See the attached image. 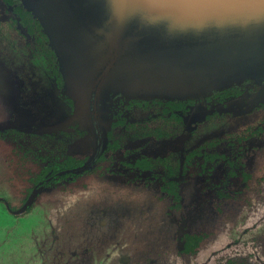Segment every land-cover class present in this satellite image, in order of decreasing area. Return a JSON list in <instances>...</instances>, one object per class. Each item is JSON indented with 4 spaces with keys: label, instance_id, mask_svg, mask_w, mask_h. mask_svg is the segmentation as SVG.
Listing matches in <instances>:
<instances>
[{
    "label": "rangeland",
    "instance_id": "rangeland-1",
    "mask_svg": "<svg viewBox=\"0 0 264 264\" xmlns=\"http://www.w3.org/2000/svg\"><path fill=\"white\" fill-rule=\"evenodd\" d=\"M36 1L49 14L52 28L63 41L60 29L68 30L67 12L62 14L54 0ZM3 23L0 21V128L36 129L45 117L37 99L44 96L42 87L48 82L37 78L36 68L19 66L29 60L28 55L15 57L11 53L9 40L3 39L8 33ZM72 29L78 26L74 23ZM76 34L75 38L67 35L66 44L74 38V45L93 59L96 51L92 41H87L90 37ZM241 37V46L219 54L225 68L244 66L264 72L260 68L264 66V31ZM125 68L123 80L135 69ZM60 69L68 82L67 93L79 100L81 115L89 112L88 94L73 76L65 74V68ZM81 69L86 72L87 68ZM262 102L264 89L234 99L226 111L219 109L242 116L226 115L225 120L218 119L215 113L201 126L193 149L200 147L203 153L223 155L224 159L209 162L202 169L204 160L200 157V162L186 172L184 181L197 187L193 192V187L184 190L186 204L183 210H175L178 218L185 220L183 213L187 216L181 225L180 221L174 225L180 243L177 251L172 241V223H163L157 211L159 207L169 211L176 201L160 192L161 182H154L152 175L125 166L124 161L134 164L136 156L130 158L121 150L108 169H101V178L79 177L76 181L66 176L50 187L36 190L35 181L41 173L52 171L56 165L66 166L63 161L71 153L79 159L82 154L76 151L78 148H68L71 141H67L65 133L59 140L52 135L39 137L11 131L0 134V264H264V108L243 115ZM102 107L108 120L114 102L108 98ZM76 122L85 128L81 121ZM253 155L261 159L256 164L252 162ZM114 164L116 167H112ZM143 182H150L152 195L137 189ZM33 195L36 199L30 203V211L20 213ZM154 203L158 206L153 208ZM185 230L206 235L194 253L180 252ZM223 250L227 251L220 254Z\"/></svg>",
    "mask_w": 264,
    "mask_h": 264
},
{
    "label": "water",
    "instance_id": "water-1",
    "mask_svg": "<svg viewBox=\"0 0 264 264\" xmlns=\"http://www.w3.org/2000/svg\"><path fill=\"white\" fill-rule=\"evenodd\" d=\"M22 1L43 26L59 67L88 94L96 122L98 99L104 93L184 100L203 98L247 79L264 88V72L244 66L225 68L219 55L241 46V36L264 31V0H54L62 14H68V30L60 29L63 41L42 5ZM80 32L94 45L93 59L74 45V35ZM67 35L74 37L68 44ZM125 67L135 69L123 80ZM149 68L159 69L150 72ZM34 199L33 195L20 213Z\"/></svg>",
    "mask_w": 264,
    "mask_h": 264
},
{
    "label": "flooded vegetation",
    "instance_id": "flooded-vegetation-1",
    "mask_svg": "<svg viewBox=\"0 0 264 264\" xmlns=\"http://www.w3.org/2000/svg\"><path fill=\"white\" fill-rule=\"evenodd\" d=\"M17 9V1L0 0V21H2V23L4 22V27L8 30V33L3 36V39L9 40L11 53L13 52L16 55L15 57L28 55L27 59L29 60L23 61L19 66L22 68H36L37 72L35 75L37 78H40L41 82H48L50 87L48 88V85L42 87V91L46 95L44 94V96L37 99V103L43 107L45 114L44 119H41V123H43L41 127L36 129H20V127L1 128L0 134H4L5 131H11L39 137L52 135L56 140H59L61 134L65 133L67 141H71V143L68 144V148H70V150H75L73 147L78 148L76 151L82 154V159H79L75 157V153H71V155L67 156L63 161L67 162L66 166L64 164L56 165L52 171L41 173L35 181L36 190L52 186L66 176L69 179L74 178L76 181L80 179L79 177L87 180L101 178L102 175H100V172L104 170V168L108 169L107 166L109 165L110 167L118 152L124 150L126 155L129 153V157L136 156L137 159L134 164L129 161L123 162L125 166L130 167L129 170H131V168L140 169L141 172L152 175L153 178L151 179L154 182H161L160 192L170 196L176 201L175 207L171 205L169 211L163 212V208L161 207H159L157 211L163 223L167 221L170 224L172 223L170 227L173 229L172 241L173 246H176L174 249L177 251L180 247V243H177L175 231L177 232L178 229L174 225H178L179 221L181 225L183 221L187 220V216L183 213L182 216L185 220H182L178 218V212L175 210H183L186 204L187 198L185 197L184 190L186 191L188 187H193L191 191L193 192L197 187V184L193 185L190 181H184L186 172L189 171V168L191 169L196 162H200V160H198L200 157L204 160L201 164L202 169H206L205 165L209 162L216 163L218 158L224 159L223 155L221 157L219 154L203 153L204 149L200 147L193 149V142H195L198 133L202 131L201 126L206 125V123L199 125V123L196 122L198 118L192 115L191 112L188 114L177 112L180 120L170 119L171 113L168 115L164 114L165 109H169V107L164 104L161 106L157 104V106L150 103V106H147V108H144L145 106H136L131 111L128 109V106L131 104L130 99L121 95L116 98L117 100L115 99L116 101H114V107L111 111L112 116H110L108 120L103 116L101 99H98L99 119L97 122L91 114V111L84 112V114L81 115L82 113H80L78 109L79 103H77L79 100L67 93V89H69L68 82L64 78L61 69L58 68L59 64L57 61L54 62V66L48 64L49 58L46 54H49V44L42 40L41 28L35 26L34 29H32V27H29V25L26 22L24 23V20L19 17ZM13 34L19 38L15 37L13 39ZM44 56H46V58H44ZM56 63L58 65H55ZM29 71L34 74L32 69ZM86 88H89V86L86 85ZM240 89L243 91V95L241 96L243 97L246 95H253L264 88H260L249 82L245 85L241 84ZM204 98L205 97L200 99V102H203L206 106L212 103L210 107L212 114L219 113L221 115H229L230 117L242 116V113H231L230 115V113L219 112L220 106L214 103L215 99H211L210 102V100ZM234 99L237 98H232L231 100L233 101ZM260 104L255 106V108L260 106ZM255 108L252 111L243 113V115L263 109ZM139 117L140 119H138ZM217 118L226 120L227 117L217 115ZM54 119L57 122L54 121L53 124L46 123ZM123 119H126V122L120 125L119 122ZM76 121H81L85 128L82 129L80 124ZM192 124L194 126H192ZM72 136H75L76 139L72 140ZM213 144L214 143H210L209 146H213ZM129 157L126 158L128 159ZM259 158L260 157L253 155V164H256ZM260 160L261 159H259V161ZM112 167H116L115 164L112 165ZM151 186L150 182L147 184L143 182L139 184L137 189L141 192H145L144 194H146V191L148 194L151 192L152 195V189L154 188ZM30 195L32 196V193ZM27 202L28 201H26V203ZM156 206L158 205L154 203L153 208ZM30 209L29 207L27 211H30ZM188 237L194 239L192 243L196 242L195 251L199 248L200 244L207 239L205 234H190L185 230L183 238L180 240H183L184 243L180 250L181 253H187L185 249ZM225 251L227 250H223L220 254H223ZM228 264L233 263L232 261H228Z\"/></svg>",
    "mask_w": 264,
    "mask_h": 264
},
{
    "label": "trees",
    "instance_id": "trees-1",
    "mask_svg": "<svg viewBox=\"0 0 264 264\" xmlns=\"http://www.w3.org/2000/svg\"><path fill=\"white\" fill-rule=\"evenodd\" d=\"M13 1V0H11ZM18 3V9H17V13L19 15V17L24 20V23L26 22L29 27H32V29H34L35 26L41 28L42 32H41V38L42 40H44V42H48V53L46 54V56L49 58L48 60V64L54 66V62L57 61L58 62V57L57 54L54 52V50L51 48L50 46V39L48 38V36L46 35V33L44 32V28L41 25L40 21L34 16V14L32 13V11H30L26 5L24 4V2L22 0H15ZM46 56H44V58H46ZM53 60V61H52ZM55 65H58V64ZM60 65H58V68ZM55 68V67H53ZM254 83V81L247 79L245 81L242 82V85H245L247 83ZM241 84L238 85H234L231 87H227L221 90H216L213 91L211 94H209V96H205L204 99H208L211 102V99H215V104L219 105L220 108L224 111H226V108H228V103H231V99L232 98H239L243 95V91L240 89ZM104 93V92H103ZM102 93V94H103ZM120 97V95H116V94H111V95H106L104 93V95L100 96L101 99V104L104 103V101H106V99H110L111 102L113 103L114 101H116L118 98ZM116 99V100H115ZM130 99V105L128 106L129 110H133L136 106L137 107H144L147 108V106H150V103H152V105H165L168 106L169 109H165L164 114L168 115L169 113H171L170 119H176V120H180L178 113L177 112H183L185 114H188L191 112L192 115H194L196 118L199 117H203L200 120H196L197 123L204 124V123H208L211 119H213V115L215 114H209V111L211 110L210 107L212 106V103H209V105H205L203 102H200V99L203 98H189V99H165V98H154L152 100L150 99H146V98H141L140 96H137V98H129ZM213 103V104H214ZM157 105V106H158ZM203 107V108H201ZM103 108V107H102ZM208 108V109H207ZM259 108H264V102H262L260 104V106H258L255 109H259ZM206 109V110H205ZM254 109V108H253ZM252 111V110H250ZM229 111L225 112L228 113ZM231 115V112H229ZM220 115V116H226L225 114L221 115L219 113H216V116ZM126 119H123L122 121L119 122L120 125L125 124ZM50 187V186H48ZM192 240H194L191 237H188V242L186 244V249L185 252L187 253H192L195 251V246H196V242L192 243ZM193 245V246H192Z\"/></svg>",
    "mask_w": 264,
    "mask_h": 264
}]
</instances>
